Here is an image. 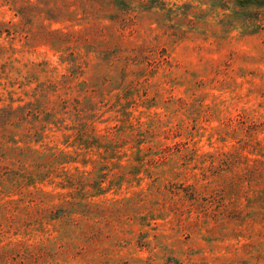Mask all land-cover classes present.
<instances>
[{"label": "rangeland", "instance_id": "rangeland-1", "mask_svg": "<svg viewBox=\"0 0 264 264\" xmlns=\"http://www.w3.org/2000/svg\"><path fill=\"white\" fill-rule=\"evenodd\" d=\"M0 264H264V0H0Z\"/></svg>", "mask_w": 264, "mask_h": 264}, {"label": "trees", "instance_id": "trees-1", "mask_svg": "<svg viewBox=\"0 0 264 264\" xmlns=\"http://www.w3.org/2000/svg\"><path fill=\"white\" fill-rule=\"evenodd\" d=\"M258 2V4H262V2L261 1H257Z\"/></svg>", "mask_w": 264, "mask_h": 264}]
</instances>
